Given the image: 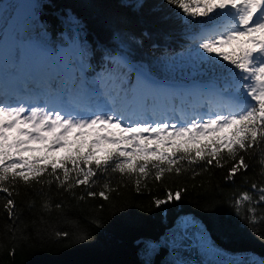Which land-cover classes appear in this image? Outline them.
Returning a JSON list of instances; mask_svg holds the SVG:
<instances>
[{
    "label": "trees",
    "instance_id": "obj_1",
    "mask_svg": "<svg viewBox=\"0 0 264 264\" xmlns=\"http://www.w3.org/2000/svg\"><path fill=\"white\" fill-rule=\"evenodd\" d=\"M251 5L36 0L31 16L9 23L14 5L0 0V45L10 25L12 36L53 49L75 72L64 80L56 69L65 99L91 93V103L107 102L90 91L107 72L128 79L117 97L132 96L130 71L113 59L120 54L152 79L211 85L241 100L222 114L214 94L178 93L185 125L167 121L158 133L153 121L139 124L146 115L131 116L129 129L126 115L89 114L38 138L16 127L1 135L0 264H166V246L149 262L140 248L186 213L222 250L264 257V32L261 22L239 29ZM75 45L72 61L66 49ZM14 52L17 62L19 45ZM78 78H95L86 95ZM177 97L170 99L179 105Z\"/></svg>",
    "mask_w": 264,
    "mask_h": 264
},
{
    "label": "rangeland",
    "instance_id": "obj_2",
    "mask_svg": "<svg viewBox=\"0 0 264 264\" xmlns=\"http://www.w3.org/2000/svg\"><path fill=\"white\" fill-rule=\"evenodd\" d=\"M4 1L7 4L14 5L13 15L9 23L21 21L22 18L31 16L36 5V0ZM252 1L253 4L247 12L248 15L245 18V23L239 27L240 30L244 27L248 28V26L254 23H262V20H264V0H258L257 3L254 0ZM232 15L233 14L229 12L227 17L230 18ZM10 29V25L5 27L3 40L0 45V63L4 61L2 70H5L3 74L0 73V139L1 135L8 137L10 134L9 131L13 127L38 138L42 136L43 130L51 129L52 126L60 121H69V114L61 111V103L64 101H72L67 98L64 99V87L61 86L63 81L60 82V85L57 84V78L59 77H56V75L53 77L54 73H51L50 84L47 87L42 86L43 90L40 91L36 97L32 95L33 91L29 92L27 95L21 94L13 97L18 101L22 98L30 99L33 97L35 103L27 110H20V107L11 108L9 106L12 98L4 96L6 92V90L4 91L2 89L4 79L5 81L12 79L13 81L11 82H17L19 78L23 80L22 78L31 70H33L32 73L39 72L37 69L41 64H43V66L46 65L45 55L49 52L43 45V47H40L39 44L33 40L20 39V37L12 36ZM214 29H216V26L204 28L202 29V34H209ZM247 30L248 29H245V31ZM16 45L20 46L22 53V58L17 62L13 59ZM113 59L114 62L130 71V79H132L131 87L133 91L132 96L127 98L121 96L117 97L124 88L123 85H126L128 79L125 77L119 78L114 73L107 72L104 75L100 74L98 80L101 81V84L95 89L90 90L105 95L108 98L107 102L96 100L91 103V93L86 95L85 92L88 90L87 87H85L87 86V80L94 82L95 78L77 79L78 84H82L81 91L86 95L85 98L84 96L81 97V101L86 99L87 104L90 103L92 109L88 113L92 115L97 114L94 113L96 109L102 110V114L100 115L113 119L121 115L122 117L126 115L125 121L128 123L129 129L135 126L130 120L131 116L133 117L134 115L136 116L135 120H137V122H140L139 115L147 116L139 123L145 125L146 128L149 127V123L153 121L156 124L155 127L158 128L154 129L153 133L160 132L167 121L178 123L180 120L178 117L182 116L180 115L179 108L183 109V106L188 107L187 105H180L181 103L177 96L178 93L181 92L195 94V92L199 90L205 93L208 98L210 94L218 96L222 101L224 100V103L220 107L222 114H226L228 111L227 106L229 102L238 104L241 101H237V99L222 92L218 94L219 91L214 86H206L196 82L186 83V85L184 84L185 86L180 82H175L176 85L165 86L159 80L144 79L141 70H134L130 62L124 56L117 54ZM72 71V74H74V70ZM29 80L31 79L27 77L28 82ZM60 80L61 77L58 81ZM21 92H24L23 88H21ZM156 96L162 100L155 101L153 97ZM173 96L177 97L179 105L171 102L170 98ZM200 108V102H198L195 107L196 115L201 114ZM149 110L152 112L150 113ZM196 115L191 117H187V115L183 116L193 123ZM82 116H84V110L79 112L78 119L82 118ZM58 151L62 152L61 150ZM159 245H164L168 249L163 259L166 264H264V257L256 254L241 252L231 253L222 250L212 241L201 221L191 213L178 216L174 224L160 236L158 241L147 240L144 242L143 246L140 248V253L145 262L150 261L153 252Z\"/></svg>",
    "mask_w": 264,
    "mask_h": 264
},
{
    "label": "bare ground",
    "instance_id": "obj_3",
    "mask_svg": "<svg viewBox=\"0 0 264 264\" xmlns=\"http://www.w3.org/2000/svg\"><path fill=\"white\" fill-rule=\"evenodd\" d=\"M39 72H33V70L29 71V73L26 75L29 77V82L27 81V77H23V80H20V78L17 80V82H11L12 79L9 80L6 83H3L2 89L6 92L4 94L5 97H11L13 98L15 95H21L25 94L27 95L29 92L33 91V96L36 97L40 91H42V86L44 87L45 84L49 81L48 74L43 73V67H40L37 69ZM5 70L1 69L0 73L3 74ZM23 81V82H22ZM23 83V84H22ZM33 89H32V88ZM21 88H23L24 92H21ZM41 96V95H40Z\"/></svg>",
    "mask_w": 264,
    "mask_h": 264
}]
</instances>
